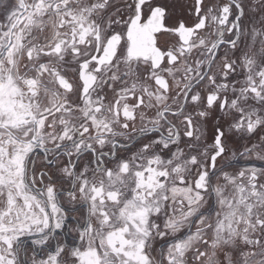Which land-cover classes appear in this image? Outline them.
I'll return each instance as SVG.
<instances>
[{
  "label": "snow or ice",
  "instance_id": "1",
  "mask_svg": "<svg viewBox=\"0 0 264 264\" xmlns=\"http://www.w3.org/2000/svg\"><path fill=\"white\" fill-rule=\"evenodd\" d=\"M0 0V264H264V0Z\"/></svg>",
  "mask_w": 264,
  "mask_h": 264
},
{
  "label": "flooded vegetation",
  "instance_id": "2",
  "mask_svg": "<svg viewBox=\"0 0 264 264\" xmlns=\"http://www.w3.org/2000/svg\"><path fill=\"white\" fill-rule=\"evenodd\" d=\"M164 2L169 3V4H175L177 5V11L179 10V5L184 2V0H164Z\"/></svg>",
  "mask_w": 264,
  "mask_h": 264
}]
</instances>
